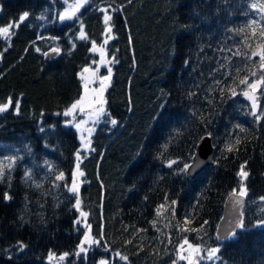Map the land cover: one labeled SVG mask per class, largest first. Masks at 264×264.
Listing matches in <instances>:
<instances>
[{
	"label": "trees",
	"instance_id": "trees-1",
	"mask_svg": "<svg viewBox=\"0 0 264 264\" xmlns=\"http://www.w3.org/2000/svg\"><path fill=\"white\" fill-rule=\"evenodd\" d=\"M262 5L89 0L70 22H57L60 0H0V27L30 14L9 39L0 37V103L11 101L0 113V158L9 161L0 176V264H49L50 252L57 258L51 264H184L176 260L184 238L202 251L219 248L206 264H264V84L255 92L259 123L240 100L246 85L239 84L264 76L259 56H251L264 44ZM101 7L113 17V38L104 45L112 75L104 122L83 152L62 113L80 94L77 73L94 59L90 45L103 39ZM201 136L209 137L212 162L184 179ZM237 137V150L226 151ZM78 151L80 207L98 241L79 255L85 230L68 191ZM245 162L243 227L218 241L222 201L239 190Z\"/></svg>",
	"mask_w": 264,
	"mask_h": 264
},
{
	"label": "snow or ice",
	"instance_id": "snow-or-ice-1",
	"mask_svg": "<svg viewBox=\"0 0 264 264\" xmlns=\"http://www.w3.org/2000/svg\"><path fill=\"white\" fill-rule=\"evenodd\" d=\"M89 0H76L75 3L73 4H69L68 8L64 11V12H61L59 14V19L61 21H65V20H72L76 17V14L77 12H79V10L86 4H88ZM129 2H131V0H129ZM253 8H256L257 6L254 4L252 6ZM101 13H103V24H104V33H105V41H104V44H107L108 40L109 39H112V20H113V17L109 14V9L108 8H99L98 9ZM260 11L264 12V5H262L259 9ZM29 12L25 11L23 12L22 14H20L19 18H18V21H15V22H12V23H9L7 26H4V27H0V37H3L5 40L9 39L12 35V30L16 27H19V25L21 23H23L25 20L28 19L29 17ZM264 18V17H262ZM255 23V22H254ZM250 28H252L253 26L252 25H249ZM257 34L255 32V29L253 28V32H252V36L255 37ZM259 36L261 38H264V27L261 28V31L259 33ZM80 39H85V34H84V28H83V25L81 24L80 26V36H79ZM103 48H104V45H100L99 48H97V45H96V42H93L92 43V48H91V51L93 52H97L99 51L100 55H101V59L103 60L104 58V51H103ZM37 51H39V49H37ZM51 51L53 53H56V54H59L60 52V49L59 48H52ZM45 55H48V53H44ZM237 55H239V53H237ZM251 56L252 57H256V56H259V59H260V70L262 72H264V44H261L259 46V49L258 50H253L251 52ZM113 61H106L107 64H111ZM108 71V75H105L103 77H100V85L101 87L99 89H94L93 92L95 94V97L96 99H94L93 101H90L89 102V108H91V113H90V118L93 119V123H96V122H99V118L100 116L104 115L105 114V109L103 107V104L105 103V100H104V91L106 90V88L110 85V80H111V75H112V69L111 67H108L107 69ZM99 72V67H97L96 70H91L89 67H85L83 68L82 72L80 73V79L85 81L84 83V88H85V92L87 93V90H88V82H89V79L91 78H95L97 76V73ZM84 73H90V77L86 79V77L84 76ZM252 76H255L256 75V72H252L251 73ZM239 84L240 85H246L248 89H251L252 90V93H255L257 91V88H258V85L260 84H264V76H262L260 79L252 82V83H249L247 79H240L239 81ZM232 94L235 95L236 92L235 90L233 89L232 90ZM244 96L249 99L251 102H252V115L256 118V121L259 123L260 120H261V116L257 115V109H258V105H257V97L254 95V94H250L248 91H245L244 93ZM87 99V96H82L78 101H76L75 103H73L71 105V107L64 112V115L65 116H70L73 114V112L76 110V109H79L82 113L84 112L85 110V100ZM11 104V101H9L8 103H0V113H3L5 111L8 110L9 106ZM93 104H98L99 107L98 108H94L92 107ZM16 107L17 109L19 108V101H17L16 103ZM111 124L112 125H116L117 124V121L115 119H112L111 120ZM76 128L78 130L81 129V124L80 123H77L76 124ZM244 129L241 128V131H243ZM91 131L92 129H88V132H89V135L91 134ZM82 143H84V146L85 148H87L91 141L88 140L87 142H84L82 140ZM240 143V139L239 137H237V139L235 140L234 144L233 143H230L228 145L225 146V150L228 151V152H232L234 150H237L236 149V145H238ZM76 160H77V164H76V168H75V171L73 172V180H72V184H71V187L68 188V191L72 194H74L76 196V201H75V209L76 211H78L80 213V217L82 219H78L75 221L76 224H81L82 222L84 223V226L85 228L87 229H90L91 228V225L87 224L86 223V220H87V217H88V213L85 212V211H82L81 210V201H80V197H79V183H78V180L77 178L78 177H82L84 175L83 171L80 170V161H81V153L78 151L76 153ZM171 163H175V161H172L170 162L169 166H171ZM191 165H185V170H187L188 168H190ZM246 168V162L245 164H241L240 166V170L239 172L237 173V175L240 177V188L239 190H233V192L231 193L232 196H239V197H244L246 194H247V189L246 187L244 186V181L247 179L249 173L245 170ZM3 175V172L0 171V176ZM27 176V174H26ZM64 179V174L63 173H60L59 175L56 176V180H63ZM4 199L7 201L9 199H11V197L8 195V193H5L4 194ZM262 200H264V198H261ZM173 204H175V201L172 202ZM236 203H240L239 200L236 201ZM164 206L161 205V208H163ZM157 215H161V212L160 210L158 209L157 210ZM191 221L186 217L185 220H184V224L185 225H188L190 224ZM238 227H243V224L240 223L237 225ZM179 227V226H177ZM182 231H188L189 229L188 228H183L181 229ZM193 230H196V229H193ZM103 237H101L102 239ZM95 243H98V241L94 238L91 237V234H90V231H86L84 233V236H83V239L81 240L80 242V245H78V248H79V252L77 253V255H79L80 253H84L87 251V249L85 248V245H88V246H91L92 244H95ZM184 245H187V248L189 250L188 254L185 255L184 254ZM18 247L19 249L22 251L26 245L23 244V242H18ZM178 251V259L179 260H184L186 261V264H198V259H203L204 257L201 255V248L199 246H194L193 244H191L187 238H184L183 240V243L180 245L179 249L177 250ZM219 252V248H210L207 250V255H206V258L208 260H213L217 257V253ZM68 254L65 253L61 256L58 257V260L59 261H63L66 256ZM119 255V254H117ZM122 260H127V257L125 256H121L120 257ZM53 259H57L53 253H49V256H48V260H49V264H51V261ZM99 264H106V261L105 260H100L99 261ZM175 264V262H174Z\"/></svg>",
	"mask_w": 264,
	"mask_h": 264
},
{
	"label": "rangeland",
	"instance_id": "rangeland-1",
	"mask_svg": "<svg viewBox=\"0 0 264 264\" xmlns=\"http://www.w3.org/2000/svg\"><path fill=\"white\" fill-rule=\"evenodd\" d=\"M60 2H61V4H62V10H61V12H64V11L68 8L69 4H73V3H75L76 0H69V1L60 0ZM101 8H102V7H101ZM103 8H104V7H103ZM61 12H60V13H61ZM60 13H59V14H60ZM59 14L57 15V18H56V19H57V22H63V21H61V20L59 19ZM103 15H104V14H103ZM65 21L70 22L71 20H65ZM79 30H80V29H79ZM105 38H106V37H105V33H104V36H103V39H102L101 43H100V44H97V48H99L100 45H105V44H104ZM91 48H92V44L90 45L89 51H90L91 55H93L94 59H93V60H92L87 66H85V67H89V68H90L91 70H93V71L96 70L97 67H99V72L97 73V76H96L95 78H91V79H89V82H88V90H87V93H86V92H85V88H84V86H83L84 83H85V81H83V80L80 79V73L82 72L83 68H85V67L81 68V69L78 71V73H77V77H78V79H79V83H80V94H79L78 98L73 102V103H75V102L78 101L82 96H87V99L85 100V110H84V112L82 113L79 109H76V110L73 112L72 115H70V116H65V115H64V112L67 111V110L71 107V105L73 104V103H72V104L68 107V109L65 110V111H63V113H62V116H63V119H64V123H63V124H64L65 126H67V127H70L71 129H73V131H74L75 134H76L77 140H78L79 151H83V152L88 151L89 146H88L87 148H85L84 143H82V140H83L84 142H87L88 140H90V136L92 135V132H93V130L95 129V127H96L98 124L104 122V115H102V116H100V118H99V122L93 123V119L90 118V113H91V110H92V109L89 108L88 105H89V102H90V101H93L94 99H96L93 90H94V89H99V88L101 87V85H100V79H99V78H100V77H103V76H105V75H108V71H107V69H108V67H110V64H107V63H106V61H109V59H107L106 56L104 55V58H103V60H102L99 51H97V52H93V51H91ZM103 51H104V48H103ZM104 54H105V52H104ZM84 76H85L86 79H87V78L90 77V73H84ZM250 83H252V82H250ZM245 89H247V90H251V89H248L247 86H246ZM92 107H94V108H98L99 105H98V104H93ZM77 123H80V124H81V129H80V130H78V129L76 128V124H77ZM88 129H92L90 135H89ZM8 164H9V161H8L6 158H0V171H1L6 165H8ZM75 168H76V167H74V169H73V171H72V174H71V183H70L69 187H71V184H72V180H73V172L75 171ZM77 180H78V183H79V185H80L79 177L77 178ZM69 187H68V188H69ZM239 188H240V187H239ZM73 195H74V194H73ZM78 219H82V218L80 217V213H79V217H78ZM80 226L84 228L85 232L87 231V229L85 228L83 222L80 224ZM87 247H88V245H85V248H87ZM179 247H180V246H179ZM178 249H179V248H178ZM178 249H177V250H178ZM207 250H208V249H207ZM207 250H204V251L201 252V255H202L204 258H203V259H198V263L201 262V263H205V264H206V263H208V262L210 261V260H208V259L206 258ZM188 252H189V250H188V248H187V245H184V254L187 255ZM176 260H179V259H178V251H177V253H176ZM213 260H215V259H213ZM181 261H183L184 264H186V261H184V260H181ZM51 262L54 263V262H55V259H53ZM98 264H99V263H98Z\"/></svg>",
	"mask_w": 264,
	"mask_h": 264
},
{
	"label": "water",
	"instance_id": "water-1",
	"mask_svg": "<svg viewBox=\"0 0 264 264\" xmlns=\"http://www.w3.org/2000/svg\"><path fill=\"white\" fill-rule=\"evenodd\" d=\"M54 54V53H53ZM248 91L250 94L252 93L251 90H243L240 93V100L243 101L251 116L252 113V102L244 96V92ZM259 110V104L257 102ZM213 156V148L211 146L210 140L208 136H201L198 141L196 142L193 153L189 159L187 165H191L190 168L183 171L184 179H191L193 178L198 172L203 170L204 168L208 167L212 162ZM232 192L228 193L221 205V212L220 217L215 225L214 228V237L216 240L220 241L225 239L230 233H233L238 229V224H240L241 219V210L244 205V197L239 196H232ZM239 200L240 203H236Z\"/></svg>",
	"mask_w": 264,
	"mask_h": 264
}]
</instances>
